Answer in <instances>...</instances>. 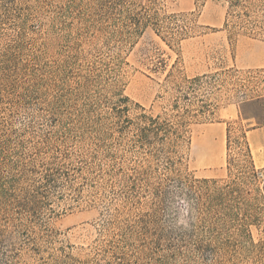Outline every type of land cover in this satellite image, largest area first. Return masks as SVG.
Here are the masks:
<instances>
[{"label":"rangeland","instance_id":"obj_1","mask_svg":"<svg viewBox=\"0 0 264 264\" xmlns=\"http://www.w3.org/2000/svg\"><path fill=\"white\" fill-rule=\"evenodd\" d=\"M92 1L0 0V184L9 191L0 202V264L93 253L140 208L122 205L129 193L119 178L130 168L150 162L152 180L174 190L164 158L146 162L145 150L127 144L130 130L100 134L125 118L184 115L180 173L189 178L233 176L227 159H242L244 145L233 139L246 131L264 174V124L239 110L264 94V35L224 28L223 0H146L169 33L147 26L128 39L96 30ZM186 13L192 29L181 35ZM215 72L223 81L187 87L185 78Z\"/></svg>","mask_w":264,"mask_h":264},{"label":"trees","instance_id":"obj_2","mask_svg":"<svg viewBox=\"0 0 264 264\" xmlns=\"http://www.w3.org/2000/svg\"><path fill=\"white\" fill-rule=\"evenodd\" d=\"M144 1L93 0V14L99 24L96 30L124 34L128 39L147 26L157 35L161 31L169 33L166 17L156 10L151 12ZM223 1L224 28L230 25L264 35V0ZM191 14L180 15L187 18L178 31L181 35L192 29ZM220 74L196 75L185 78V82L194 91V85L200 82L223 81ZM124 109L128 110L126 106ZM239 110L244 117L264 124V94L245 99ZM173 117H179V113ZM184 117L173 120L172 116L143 112L135 116L137 121L125 118L111 130L100 132L102 136L117 138L116 132L120 136L130 130L132 137L127 144L145 150L146 162L148 157L164 158L166 179L173 180L175 188L169 190L160 181L152 180L150 162L140 169L130 168L131 172L119 178L129 193L122 205L129 210L140 207L139 210L117 224L116 232L93 253L87 252L84 258L66 255L50 264H264V174L255 169L251 160L246 131L233 139L244 145L242 159L236 163L227 159L228 169L230 163L234 168L233 176L229 172L228 178H189L180 173L181 151L186 142ZM231 142L228 126L227 151ZM8 195L7 184H0V202Z\"/></svg>","mask_w":264,"mask_h":264},{"label":"crops","instance_id":"obj_3","mask_svg":"<svg viewBox=\"0 0 264 264\" xmlns=\"http://www.w3.org/2000/svg\"><path fill=\"white\" fill-rule=\"evenodd\" d=\"M221 130H223V128H220V132H221Z\"/></svg>","mask_w":264,"mask_h":264},{"label":"bare ground","instance_id":"obj_4","mask_svg":"<svg viewBox=\"0 0 264 264\" xmlns=\"http://www.w3.org/2000/svg\"><path fill=\"white\" fill-rule=\"evenodd\" d=\"M224 130V129H223ZM224 133V132H223ZM207 162V161H206Z\"/></svg>","mask_w":264,"mask_h":264}]
</instances>
